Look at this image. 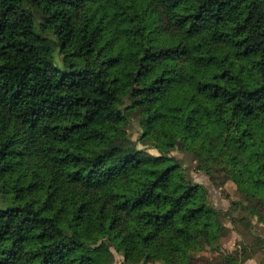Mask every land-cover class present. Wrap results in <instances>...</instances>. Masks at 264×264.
Masks as SVG:
<instances>
[{"label":"trees","instance_id":"16d2710c","mask_svg":"<svg viewBox=\"0 0 264 264\" xmlns=\"http://www.w3.org/2000/svg\"><path fill=\"white\" fill-rule=\"evenodd\" d=\"M227 181L264 227V0H0V264H241Z\"/></svg>","mask_w":264,"mask_h":264},{"label":"rangeland","instance_id":"374dc122","mask_svg":"<svg viewBox=\"0 0 264 264\" xmlns=\"http://www.w3.org/2000/svg\"><path fill=\"white\" fill-rule=\"evenodd\" d=\"M57 62H58V64L61 63L59 58H57ZM138 128L139 127H138V124L136 122H132L127 128L129 135L134 140L138 137V131H139ZM175 134L177 137L182 138L183 130L177 129L175 131ZM172 155H174V156L180 158L181 160L185 161V166L189 167V171L187 174L191 178L198 181L199 183H206V184L210 185L208 178L205 177L204 175L200 174V172L197 170V163L191 155H189L187 153H180V152H173ZM216 187H217V185H216ZM211 189H212V192H211L212 196H215V197L219 196L223 200H228L225 197L226 195L228 197H232V199H234L236 197L235 185L231 181L225 182L223 184L221 190H219V189L217 190L214 187H212ZM214 190L216 193H214ZM232 190L235 191L233 194H231ZM220 191L222 192V194L220 193ZM234 209L236 210L235 212L238 213L237 216L232 213L233 211L231 212V214L224 213L222 216H220V221H221V224L223 226V230L221 232V237H220V241H219V247L221 249L220 251L222 253H228L227 252V249H228L227 246H229L230 242L233 241L232 238L234 237L233 236L234 233L239 235L236 232V230H238L242 234H244L246 231H248V233H247L248 237L245 239V242L247 243V245L251 244V246H250L251 252H254V249L259 248V246L257 245V243H258L257 238L255 237L256 235H255V233L250 232V229L247 228L245 222L240 221L243 218V214L240 213L239 209H237L236 207H233L232 210H234ZM263 218H264V215H263ZM256 220L257 219L254 218V220H253L254 224L262 226V228L264 230L263 225H261L262 223L259 222V224H258L256 222ZM237 242L238 241H236L235 243L237 244ZM113 253H114V259H113L114 263L120 264L122 261V257L120 256V254H117L115 252H113ZM203 253H207V256L213 254L211 251H206ZM230 254H234L235 256L239 257V255L236 254L235 252H232ZM201 257H202V255H201ZM145 264H157V263H145Z\"/></svg>","mask_w":264,"mask_h":264},{"label":"crops","instance_id":"0c3cea01","mask_svg":"<svg viewBox=\"0 0 264 264\" xmlns=\"http://www.w3.org/2000/svg\"><path fill=\"white\" fill-rule=\"evenodd\" d=\"M234 192L235 191L232 190L231 194H233ZM215 206L217 209H219L221 211L230 210V212L233 211L232 213L235 214L236 216L238 215V213L235 212L236 211L235 209L234 210L229 209L228 202L226 200L221 199V197H218V200H216V202H215ZM253 225H254V228H253V230H250V232L255 233V235L261 236V238L264 240V230H263L262 226L254 224V223H253ZM236 232L239 235H237L235 233L233 234V236H234L232 238L233 241H231L230 245L227 246V248H228L227 252L228 253L235 252L236 254L243 253L245 260L241 264H264V241H263L262 248H256V249H254V252H251V248H250L251 244L247 245V243L245 242V239L248 237V235H247L248 231H246L244 234H242L238 230H236ZM236 241H238L237 244L235 243ZM201 255L204 257H210L213 254L207 256V253H201Z\"/></svg>","mask_w":264,"mask_h":264}]
</instances>
